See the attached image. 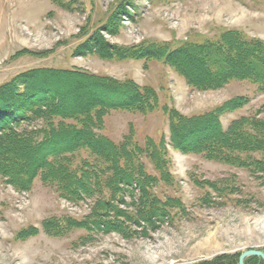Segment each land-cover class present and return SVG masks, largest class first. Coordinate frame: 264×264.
<instances>
[{
    "label": "rangeland",
    "instance_id": "obj_1",
    "mask_svg": "<svg viewBox=\"0 0 264 264\" xmlns=\"http://www.w3.org/2000/svg\"><path fill=\"white\" fill-rule=\"evenodd\" d=\"M229 30L264 41V0H0V87L33 70H79L153 88L157 109L147 114L111 110L100 134L115 143L129 137L141 146L164 140L172 179L159 181L154 194L161 201L177 200L156 230L144 231L113 210L137 218L136 203L124 190L110 205L107 221L116 226L111 231L91 216L104 196H111L105 186L91 196L69 199L41 177L30 190H19L0 175V264H202L221 255L264 253L262 155H253L259 164L244 167L183 151L171 140L168 115L174 109L198 116L243 97L244 106L222 116L224 127L241 117L264 119V93L258 86L232 81L202 91L162 61L103 59L82 47L99 34L114 46L167 43L177 48L217 41ZM91 89L94 96L120 99ZM63 94L77 97L69 107L90 99L73 83ZM42 121L20 129H40ZM84 160L94 164L84 151L71 157L74 167ZM142 162L149 174L159 176L149 159ZM49 222L61 225L53 230L57 235L47 231Z\"/></svg>",
    "mask_w": 264,
    "mask_h": 264
},
{
    "label": "trees",
    "instance_id": "obj_2",
    "mask_svg": "<svg viewBox=\"0 0 264 264\" xmlns=\"http://www.w3.org/2000/svg\"><path fill=\"white\" fill-rule=\"evenodd\" d=\"M82 47L103 59L162 61L189 86L202 91L218 90L232 81H250L264 93V41L249 39L240 31H224L217 41L188 43L177 48L167 43L114 46L96 34ZM70 83L90 99L81 106L69 107L77 98L63 94V88ZM91 87L120 99L111 101L94 96ZM246 101L243 97L235 98L192 117L170 110L172 142L183 151L234 166L259 164L253 155H262L264 162V119L241 117L227 128L221 120ZM158 106L156 91L142 88L132 80L122 82L79 70H33L23 74L0 87V175L19 190H30L34 180L41 177L45 184H56L69 199H77L78 194L91 196L105 186L111 196H104L91 216H96L99 227L111 231L116 229L107 221L111 202L119 200L118 196L127 190L128 197L136 203L137 218L113 207L116 216L136 222L144 231L156 230L158 223L169 215V208L177 203L172 199L161 201L154 194L159 181L170 183L172 179L167 170L165 141L158 144L149 140L141 146L128 137L115 143L100 131L111 110L147 114ZM34 120H43L44 127L20 129ZM83 151L90 153L94 164L84 160L74 167L71 157ZM143 157L150 160L159 176L146 171ZM65 224L63 230L70 223ZM118 224L122 225L120 221ZM55 227L61 225L47 223V231L52 235H57ZM240 256L221 255L202 264H239ZM258 262V258L251 257L245 264Z\"/></svg>",
    "mask_w": 264,
    "mask_h": 264
},
{
    "label": "water",
    "instance_id": "obj_3",
    "mask_svg": "<svg viewBox=\"0 0 264 264\" xmlns=\"http://www.w3.org/2000/svg\"><path fill=\"white\" fill-rule=\"evenodd\" d=\"M251 257H256L258 259H260V261H262L264 263V253L261 251H255V250H251V251H247L245 253H243L240 258H239V264H245V261L248 258Z\"/></svg>",
    "mask_w": 264,
    "mask_h": 264
},
{
    "label": "flooded vegetation",
    "instance_id": "obj_4",
    "mask_svg": "<svg viewBox=\"0 0 264 264\" xmlns=\"http://www.w3.org/2000/svg\"><path fill=\"white\" fill-rule=\"evenodd\" d=\"M258 264H262V261L259 260Z\"/></svg>",
    "mask_w": 264,
    "mask_h": 264
}]
</instances>
